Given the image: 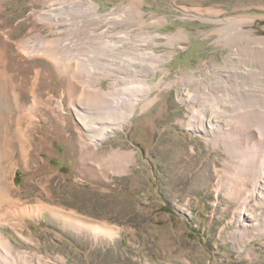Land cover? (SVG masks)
<instances>
[{
	"label": "rangeland",
	"instance_id": "374dc122",
	"mask_svg": "<svg viewBox=\"0 0 264 264\" xmlns=\"http://www.w3.org/2000/svg\"><path fill=\"white\" fill-rule=\"evenodd\" d=\"M263 126L264 0H0V264H264Z\"/></svg>",
	"mask_w": 264,
	"mask_h": 264
},
{
	"label": "bare ground",
	"instance_id": "6f19581e",
	"mask_svg": "<svg viewBox=\"0 0 264 264\" xmlns=\"http://www.w3.org/2000/svg\"><path fill=\"white\" fill-rule=\"evenodd\" d=\"M49 53L51 55V53H53L52 50ZM52 55H54V54H52ZM68 62L69 61H66L63 65H61V67H63L64 69L68 70V72L70 71V72H72L74 74L78 73L80 65L75 64V63H74L75 65H72V64H70V62L69 63ZM74 84L69 83L70 88L73 87L72 85H74ZM81 91H82L81 94L79 96H77L78 98H76L75 100L73 99L74 100L73 103L76 102V104H77V105L74 106V112L76 114L75 116L84 124V126L86 127V129H88V131L91 133V136L93 138H96L97 136H103L107 132V129H109V128L105 127V129H103V126H105L104 122L107 121L108 119H111L112 121L115 120L117 125L123 123L124 120L126 119L125 117L128 116V114H127L128 110L131 109L132 107H134L135 104H137V102H138V99L134 98V97H131V98L127 99V100L125 99V100H123V102L119 101V102L113 104L112 108H108V110L105 112L106 115H103L102 118H101V117H98V115H95L93 113V111L88 113L87 110L83 109L82 107H79V103L85 104L84 102H86V100L90 101V104L99 100L98 96H97V98H95L93 96L95 93L91 94V93L88 92V90H84V89H82ZM83 99H85V100H83ZM97 110H99V109H97ZM131 114H132V112L129 114V116H131ZM210 119H213L212 116H210ZM211 121L212 120L209 121L211 123V125H212L210 127L211 130H209V131L212 133V132H214V130H215L214 128L215 127L213 125V122H211ZM101 123H103V124L99 128L98 124H101ZM202 125H204V126H200V125L197 126V127H195V125H193V126H194V129H199V130H204V129L207 128L206 124H202ZM101 129H103L104 132L101 131ZM82 142L85 143L83 138H82ZM83 157L84 156H81L80 159H83ZM0 190H3V188L0 187ZM0 194H1V191H0ZM64 217L66 218V216H64ZM70 218H74V216L73 215L71 216V214H70L68 219H70ZM246 218L250 219V216H247V217H245L244 215H240L239 216V221H242L241 222L242 225H243V221L246 220ZM81 220H78V222H80ZM81 222H82V224H85V225L87 224L86 223L87 221H85L84 219ZM90 226H92L96 231L97 230L98 231H107V230H109L108 227L106 225H104V224H96V225H90ZM12 252H13L12 243H10L9 239H5L4 235H2L0 233V254L4 253L3 255H5L6 257H9V256L13 255Z\"/></svg>",
	"mask_w": 264,
	"mask_h": 264
}]
</instances>
